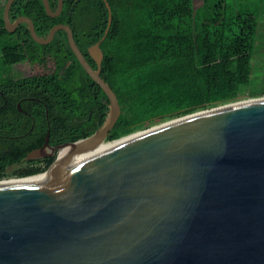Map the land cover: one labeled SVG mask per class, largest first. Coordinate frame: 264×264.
<instances>
[{"label":"water","instance_id":"1","mask_svg":"<svg viewBox=\"0 0 264 264\" xmlns=\"http://www.w3.org/2000/svg\"><path fill=\"white\" fill-rule=\"evenodd\" d=\"M3 17L9 31L28 24L39 43L67 32L80 63L108 97L102 124L59 145L44 172L0 180V264H264V96L198 110L106 141L121 105L101 76V42L89 47L69 23L41 36L27 15ZM46 11L58 16L64 0ZM108 149L72 162L103 143ZM43 147L30 156L43 154Z\"/></svg>","mask_w":264,"mask_h":264},{"label":"trees","instance_id":"2","mask_svg":"<svg viewBox=\"0 0 264 264\" xmlns=\"http://www.w3.org/2000/svg\"><path fill=\"white\" fill-rule=\"evenodd\" d=\"M5 1L0 0V85L42 78L47 91L58 92L59 104L77 113L70 139L92 134L106 117L107 95L78 60L67 32L60 29L52 41L39 43L26 22L9 31L3 17ZM49 1L56 9L58 0ZM106 1L112 23L101 42L100 74L121 105L107 140L156 120L264 96L262 82L253 74L264 0H202L199 4L195 0ZM106 1L64 0L61 13L51 16L43 0H14L10 18L31 17L41 36H47L56 23H69L79 47L97 68L89 47L108 26ZM51 58L57 64L55 74L15 73L23 62L46 63Z\"/></svg>","mask_w":264,"mask_h":264},{"label":"flooded vegetation","instance_id":"3","mask_svg":"<svg viewBox=\"0 0 264 264\" xmlns=\"http://www.w3.org/2000/svg\"><path fill=\"white\" fill-rule=\"evenodd\" d=\"M23 64L27 66L17 68L15 73L42 76L57 71L52 58L46 63L28 60L20 65ZM34 67L36 71H32ZM57 95V91H47L42 78L39 82L1 83L0 180L46 171L58 156L59 145L74 141L70 138L77 113L73 108L60 105ZM105 101L108 105V97ZM41 147L44 149L42 155L30 156L33 150Z\"/></svg>","mask_w":264,"mask_h":264},{"label":"rangeland","instance_id":"4","mask_svg":"<svg viewBox=\"0 0 264 264\" xmlns=\"http://www.w3.org/2000/svg\"><path fill=\"white\" fill-rule=\"evenodd\" d=\"M195 1H196V4H199L202 2V0H195ZM257 43H258L257 46L258 45L259 46H258V48L256 47L257 49L253 54V74H255V77L257 80L262 82L261 86H263V88H264V17L261 19L260 25L258 27ZM0 66H1V52H0ZM21 66L26 67L27 65L26 64L25 65L24 64L18 65V68H20ZM0 69H1V67H0ZM36 70H37V67H34L32 71H36ZM29 71L31 72V70H29ZM27 72L28 71H25V73H27ZM30 72H28V73H30ZM258 83H260V82H258ZM204 109H207V108H204ZM200 110H202V109H200ZM187 114H189V113L181 114V115L174 116V117L168 118V119L156 120V121H153V122L145 125L144 127L136 129L133 132L142 131V130L148 129L150 127H153L155 125L162 124L166 121H169V120H172V119H175V118L187 115ZM106 141L108 142L111 140L106 139Z\"/></svg>","mask_w":264,"mask_h":264},{"label":"bare ground","instance_id":"5","mask_svg":"<svg viewBox=\"0 0 264 264\" xmlns=\"http://www.w3.org/2000/svg\"><path fill=\"white\" fill-rule=\"evenodd\" d=\"M111 146H113L112 143H107V142L106 143H103L102 145L98 146L94 150H91V151H88V152L86 151L84 153L78 154L76 157L72 158L70 161H72V162L80 161V160H82V159H84L86 157H89V156L94 155L96 153H99V152H101V151H103L105 149H108Z\"/></svg>","mask_w":264,"mask_h":264}]
</instances>
